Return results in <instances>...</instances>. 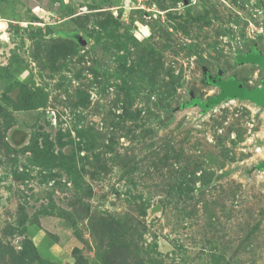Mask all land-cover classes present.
I'll return each instance as SVG.
<instances>
[{
    "label": "rangeland",
    "instance_id": "374dc122",
    "mask_svg": "<svg viewBox=\"0 0 264 264\" xmlns=\"http://www.w3.org/2000/svg\"><path fill=\"white\" fill-rule=\"evenodd\" d=\"M250 46L264 0H0V264H264V112L180 109Z\"/></svg>",
    "mask_w": 264,
    "mask_h": 264
},
{
    "label": "crops",
    "instance_id": "0c3cea01",
    "mask_svg": "<svg viewBox=\"0 0 264 264\" xmlns=\"http://www.w3.org/2000/svg\"><path fill=\"white\" fill-rule=\"evenodd\" d=\"M228 102H238L264 112V51L250 46L233 54L223 66L205 67L184 97L196 114H205ZM264 153V144L261 147ZM264 170V158L254 164ZM261 171V170H258ZM264 172V171H261Z\"/></svg>",
    "mask_w": 264,
    "mask_h": 264
},
{
    "label": "trees",
    "instance_id": "16d2710c",
    "mask_svg": "<svg viewBox=\"0 0 264 264\" xmlns=\"http://www.w3.org/2000/svg\"><path fill=\"white\" fill-rule=\"evenodd\" d=\"M186 108H190V105L189 104H183V105L180 106V109H182V110L186 109ZM254 169L264 171L259 164L256 165L254 167Z\"/></svg>",
    "mask_w": 264,
    "mask_h": 264
},
{
    "label": "built area",
    "instance_id": "2783aa9c",
    "mask_svg": "<svg viewBox=\"0 0 264 264\" xmlns=\"http://www.w3.org/2000/svg\"><path fill=\"white\" fill-rule=\"evenodd\" d=\"M256 151H258V149Z\"/></svg>",
    "mask_w": 264,
    "mask_h": 264
}]
</instances>
